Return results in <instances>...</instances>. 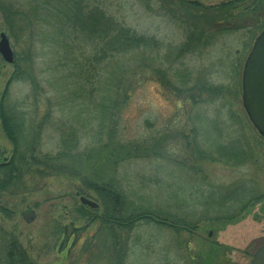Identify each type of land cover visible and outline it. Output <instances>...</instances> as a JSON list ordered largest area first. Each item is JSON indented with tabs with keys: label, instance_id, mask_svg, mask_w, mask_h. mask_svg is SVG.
Listing matches in <instances>:
<instances>
[{
	"label": "trees",
	"instance_id": "1",
	"mask_svg": "<svg viewBox=\"0 0 264 264\" xmlns=\"http://www.w3.org/2000/svg\"><path fill=\"white\" fill-rule=\"evenodd\" d=\"M139 1L147 8L155 5L164 17L183 29V41L179 46H164L155 37L139 34L118 22L102 8L104 0H25L24 5L28 3L29 6L30 26L41 23L48 28L47 32L36 37L38 40H47L49 53L57 55L59 62L63 61L62 66L69 75L65 79L71 78L73 82H53L49 89L54 95L48 100V93L39 92L42 88L29 73L34 66L31 62L34 58V29L18 28L22 24L18 20L21 13L9 7H0L6 27L5 34L13 42L12 47L15 49L20 43L23 46L17 56L22 57L26 65L28 62L32 63L27 70L33 89V103L36 105L35 116L41 98L47 100L48 106H51L52 99L57 101L58 98L61 108L57 112L64 114L62 108L65 107L72 110L73 116L77 117L78 126L77 130L75 128L64 132L68 137L61 138L55 155L36 152L38 144L28 128L29 117L19 110L21 105L6 101V88L0 102V125L12 145V154L6 164L0 166V191L21 195L34 189H42L55 179L71 180L76 177L83 186L79 189V195H85L82 191L89 190L102 208L99 214L95 212L99 207L97 202L95 209L87 206L79 208V213L85 220L84 225L74 226L69 223L64 227L62 237L63 242H66L65 258L61 263L53 264H126L132 252L130 243L136 242V239L132 241L131 233L142 223L153 225L156 229L170 230L176 235L174 250L186 248V242L179 236L188 233L189 225L192 224L184 217L187 215V205L184 212L176 210L171 215L159 216L148 201L135 199L139 194L131 184H122L124 180L121 177L124 175L117 180L112 178L104 181L106 174L97 168L104 165L108 168V173L116 177L118 164L115 158L120 156V164L124 166L140 159L155 158L174 140L175 132L171 137L169 132H164L166 134L159 137L156 132L152 133L154 130L151 125L149 128V124L143 126L151 129L150 134L153 135L149 138L144 137L141 142L138 140L134 143L120 140L118 128L121 122L116 112L127 107L132 93L137 90L141 81H155L162 94L188 115L195 139L192 142L186 139L185 149H190L193 155L195 151L198 152L197 129L201 124L210 125L213 130L218 131H214L216 139L234 138L233 142L240 149L227 155H249L250 143L264 152V138L256 133L243 109L236 105L241 94L238 75L244 58L256 36L264 29V0H229L212 6L187 0ZM228 37H239L241 41L237 61L225 66L221 63L222 69L228 67V84H214L201 74L200 66L190 67L184 63L188 57H200L220 38ZM17 62L15 59L14 64ZM102 65L106 72L104 76L98 73H101ZM19 69L15 66L8 85L23 80L25 73L22 68ZM69 88L71 91L66 92ZM65 92L68 97L63 94ZM217 101L222 109L227 108L226 120L233 122L230 125L239 128L234 136L233 133L222 136L221 131L213 126L215 122L194 113L197 107ZM48 114L51 112L48 111ZM93 121L96 122V127L92 124ZM40 127L39 125V130ZM26 130L27 134L24 136ZM240 130L245 138L244 146L239 144L237 138ZM76 131L79 138H76ZM38 134L39 131L35 135ZM184 139L185 136H180L179 141ZM77 147L85 150L79 153ZM220 148L223 149V146ZM91 151L102 157L93 159L95 163L91 166L88 163L85 165L84 160H89L88 152ZM111 158L114 162L109 161ZM202 158L200 156L198 161H208ZM240 159L239 163L243 161ZM224 160L228 161V158ZM181 165H185V160ZM244 186H230L225 192L219 193L221 211L208 216L200 214L197 221L235 218L238 213L264 197L260 190ZM233 203L238 205L234 207ZM180 216L183 218H179ZM0 264H37L26 256L14 233L2 224Z\"/></svg>",
	"mask_w": 264,
	"mask_h": 264
},
{
	"label": "rangeland",
	"instance_id": "2",
	"mask_svg": "<svg viewBox=\"0 0 264 264\" xmlns=\"http://www.w3.org/2000/svg\"><path fill=\"white\" fill-rule=\"evenodd\" d=\"M187 1L212 6L229 0ZM24 3L25 0H0V7H9L21 13L18 20L22 24L18 28L34 29L35 40L32 42L34 58L31 61L34 66L29 67L31 69L29 72L27 67L32 63L28 62L26 65L22 57L17 56L22 51V44L16 45L14 49L13 42L9 41L14 58L18 62L8 64L0 57V102L4 90L8 88L6 101L21 105L19 110L29 117L28 128L38 144L36 152L55 155L59 150L58 144L61 143V138L68 137L64 132L75 128L77 130L78 126L77 117L73 116L72 110L65 107L62 108L64 114L57 112L61 108L58 98L57 101L52 99L51 106L47 105L46 101L54 95L49 88L53 82L54 84L73 82L71 78L65 79L69 75L62 66L63 61L59 62L57 55L49 53L47 40H38L39 35L47 32L48 28L41 23H36L34 27L30 26L29 6L28 3L25 5ZM102 8L118 22L139 34L155 37L164 46L177 47L183 41V29L164 17L155 5L147 8L139 0H104ZM4 24L0 10V34L6 31ZM239 51H241L239 37L220 38L200 57H188L184 63L189 64L190 67L200 66L201 74L203 73L214 84H228L230 81L229 75L226 74L228 67L222 69L221 63L225 66L237 61ZM103 65L101 73H98L104 76L106 72ZM15 66L24 71L23 80L8 85ZM28 72L42 88L39 92L48 93L47 97H49L47 100L41 98V102L37 104L39 106L36 116L34 109L36 105L33 103V89L28 80ZM241 74L242 69L238 75L240 82ZM136 89L127 107L116 112L121 122L118 128L120 140L134 143L138 140L141 142L144 137L149 138L153 134H150L151 129L143 127L145 124H149V128L151 125L154 130L152 133L156 132L159 137L165 135L164 132L171 133V137L175 132L174 140L165 147L167 149L155 155V158L140 159L126 166L120 164L122 162L120 156L115 158L118 164H115L116 177H112L104 165L97 168L106 174L104 181L112 178L117 180L124 175L121 177L124 180L122 184L127 182V185L131 184L139 194L135 199L148 201L152 210L159 216L171 215L176 213V210L184 212L187 205V215L184 217L192 224L189 225L188 233L179 236L183 242H186L187 248L186 250L180 248L179 251L174 250L176 235L170 230L139 224L131 233L132 241L136 239V242L130 243L132 252L126 264H197V262L198 264H248L253 252L264 245V197L238 213L235 218L212 222L197 220L200 214L208 216L221 211L219 193L225 192L230 186L245 185L260 190L264 195V152L257 150L253 143H250L249 155H227L233 150L240 149V146L233 142L234 138L216 139L215 132L218 131L213 130L210 125L201 124L197 129L196 148L202 153H199L202 159L208 161L199 162L200 156L197 151L193 155L190 149H185V142H192L195 139L191 133L192 124L188 120V115L162 94L155 81H141ZM70 91L71 88L66 92ZM66 92L63 94L68 97ZM236 105L242 108L241 94ZM222 108L217 101L197 107L194 113L197 112L200 116L215 122L213 126L221 131L222 136H230L232 133L234 136L239 128L230 125L233 122L229 123L226 120L227 108ZM48 111L51 112L50 115ZM91 113L94 114L93 111ZM92 124L96 127V122L93 121ZM38 131L39 134L35 135ZM26 134L27 130L23 135ZM180 136H185V139L179 141ZM237 136L239 144L244 146L245 138L241 130ZM76 138H79L77 131ZM218 146H223V149H219ZM84 150L82 147H77L79 153ZM11 154L12 145L0 125V163L9 159ZM88 154L89 160H84L85 165L88 163L91 166L95 163L93 159L102 157L92 151ZM227 158L228 161L224 160ZM240 158L243 160L241 163L238 162ZM183 160H185L184 166L181 165ZM109 161L114 162V159L111 158ZM195 167L197 169H194ZM72 179H55L42 189H34L21 195L0 191V224L14 233L26 256L37 264L61 263L64 260L66 254V242H63L62 237L64 227L69 223H73L74 226L84 225L85 220L79 213V208L84 206L79 201L81 197L99 204L95 211L97 214L102 211L100 202L89 190H83L85 195H79V189L83 186L78 181L79 178ZM238 203H233V206L236 207ZM29 212H33L35 218L30 223H26L23 215ZM179 253L181 255H178Z\"/></svg>",
	"mask_w": 264,
	"mask_h": 264
},
{
	"label": "water",
	"instance_id": "3",
	"mask_svg": "<svg viewBox=\"0 0 264 264\" xmlns=\"http://www.w3.org/2000/svg\"><path fill=\"white\" fill-rule=\"evenodd\" d=\"M0 56L8 64L13 61V53L3 33L0 34ZM241 104L252 127L264 138V29L255 38L243 64ZM79 201L90 209L97 207L94 202L83 197ZM34 218L33 212L23 215L26 223H30ZM210 235L211 233L208 234ZM249 264H264V245L256 249Z\"/></svg>",
	"mask_w": 264,
	"mask_h": 264
},
{
	"label": "flooded vegetation",
	"instance_id": "4",
	"mask_svg": "<svg viewBox=\"0 0 264 264\" xmlns=\"http://www.w3.org/2000/svg\"><path fill=\"white\" fill-rule=\"evenodd\" d=\"M5 63H7V62H5ZM7 161H8V159L5 162L0 163V166L6 164Z\"/></svg>",
	"mask_w": 264,
	"mask_h": 264
}]
</instances>
